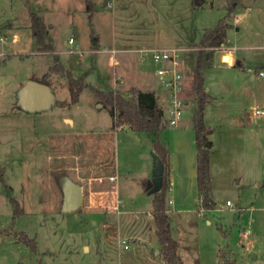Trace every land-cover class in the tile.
I'll list each match as a JSON object with an SVG mask.
<instances>
[{"label": "rangeland", "instance_id": "obj_1", "mask_svg": "<svg viewBox=\"0 0 264 264\" xmlns=\"http://www.w3.org/2000/svg\"><path fill=\"white\" fill-rule=\"evenodd\" d=\"M91 1L92 8L87 0H0V34L7 35L0 40V264H164L153 194L145 186L154 168L152 134L129 125L111 132V114L91 86L71 102L65 72H49L56 99L42 111L34 110L42 103L24 85L42 78L58 55L94 87L128 96L135 82L154 88L166 107L156 64L139 61L136 50L172 46L180 49L187 103L181 123L167 124L161 137L168 148L166 208L179 255L184 264H225L223 248L229 264H264V117L252 114L264 104V95L258 100L254 92L264 78L257 76L264 68V0ZM32 12L47 26L42 39L33 33ZM222 18L231 24L225 43L209 48L203 69L204 120L214 143V204L205 209L194 176L192 68L204 30ZM107 48L123 50L114 66L97 52ZM65 177L84 189L76 212L62 208ZM24 232L35 247L21 239Z\"/></svg>", "mask_w": 264, "mask_h": 264}, {"label": "trees", "instance_id": "obj_2", "mask_svg": "<svg viewBox=\"0 0 264 264\" xmlns=\"http://www.w3.org/2000/svg\"><path fill=\"white\" fill-rule=\"evenodd\" d=\"M88 8H92L93 3L87 0ZM233 6H229V13ZM231 24L223 18L212 27L204 30L200 42L197 44L194 55V66L192 68V89L196 106L192 117V127L194 129V142L196 149V187L200 205L205 209H210L214 201L211 196V175H210V152L213 147L211 138L212 130L204 120L205 105L209 100V93L205 84L204 66L210 59L209 48L212 49L225 43L226 29ZM31 27L35 36L43 38L47 26L37 12H32ZM48 47V45H44ZM50 71L65 72L68 77V85L71 94V102H77L83 89L91 86L97 93L100 102L108 108L111 117V130H115L124 125H129L137 131H147L153 136L154 150L161 157L163 162V183L162 188L153 193V209L151 211L156 224V234L161 244L162 259L166 264H184L179 255V241L172 234L170 216L166 212L165 190L168 186V148L162 142L161 132L167 125L164 119L162 105L154 90H143L137 86H131L130 95H124L119 89L102 90L75 77L71 70L66 68L60 57L55 55V62L42 78L33 79L49 84L47 78ZM19 207V202L14 199ZM18 211V210H17ZM21 239L35 247V240L27 233L21 235ZM219 258L224 257L225 264L232 261L226 256V251L219 248ZM195 264H199L198 261Z\"/></svg>", "mask_w": 264, "mask_h": 264}, {"label": "built area", "instance_id": "obj_3", "mask_svg": "<svg viewBox=\"0 0 264 264\" xmlns=\"http://www.w3.org/2000/svg\"><path fill=\"white\" fill-rule=\"evenodd\" d=\"M18 37L17 33H14L13 40H16ZM7 35L0 34V40L6 41ZM70 42H74V37H70ZM17 42V41H15ZM118 49L116 48H107V49H98L99 55H107L109 57V62L113 66L117 63V53ZM138 56L140 61L150 60L156 64L154 70V75L158 78L159 83L162 85V88L165 90V95L163 99L166 101V107H162L163 115L165 114L166 121L169 125L175 126L179 123L180 117L182 115V107L186 103L184 98L181 96V91L183 88V66L182 58L179 53L180 49L178 47H151V48H140L137 49ZM257 76L260 78L264 77V68H260L257 71ZM115 81L123 82L124 79L121 75H117L115 72ZM158 100H160L161 95L158 94ZM252 114L255 117H264V104L256 105L252 108ZM111 181H116L117 174L110 175ZM99 180L102 181L103 177H99ZM226 204L231 205L229 200L226 201ZM249 233V229L243 231V237H246ZM126 242V239L122 240ZM127 247L128 244L126 243Z\"/></svg>", "mask_w": 264, "mask_h": 264}, {"label": "water", "instance_id": "obj_4", "mask_svg": "<svg viewBox=\"0 0 264 264\" xmlns=\"http://www.w3.org/2000/svg\"><path fill=\"white\" fill-rule=\"evenodd\" d=\"M195 4L199 5L202 0H194ZM24 89H28L30 97L33 101L42 103L37 111L50 108L56 99L51 86L39 80L29 78L24 85ZM33 111L32 109H27ZM154 168L152 176L146 182V189L148 193L153 194L162 188L163 183V162L156 151L153 150ZM62 190L64 194L63 210L64 211H78L84 203V189L83 186L69 177H65L62 182ZM160 250H156L159 253Z\"/></svg>", "mask_w": 264, "mask_h": 264}, {"label": "crops", "instance_id": "obj_5", "mask_svg": "<svg viewBox=\"0 0 264 264\" xmlns=\"http://www.w3.org/2000/svg\"><path fill=\"white\" fill-rule=\"evenodd\" d=\"M1 31V30H0ZM18 39H16V40H13L14 42L15 41H17ZM96 43V41L94 42V44ZM119 51L118 52H120V51H123V50H121V49H118ZM230 56V55H229ZM140 61V60H139ZM243 62V61H242ZM119 63H120V60H119ZM29 78H32V77H29ZM28 78V79H29ZM134 86H137V87H139V88H141V89H143V90H154L155 92H156V90L154 89V88H145L144 86H142V85H139V84H137V83H132ZM260 84H261V86L264 84V78L262 79V81L260 82ZM50 86H51V88H52V84H51V82H50ZM261 86H259V87H257V89L256 90H258L259 92L258 93H256V91H254L255 92V97H257V99L258 100H261L262 99V96L264 95V86L263 87H261ZM253 91H251V94H253L254 93ZM156 94H157V92H156ZM158 95V94H157ZM187 103V102H186ZM70 119L72 120V123L74 122V119L72 118V117H70ZM241 122L242 123H240L239 124V126L240 127H242V129L244 130V126H245V124H246V122H244L243 120H241ZM179 123H181V120L179 121ZM168 124V123H167ZM127 125V124H126ZM169 125V124H168ZM171 126V125H170ZM111 130V129H110ZM115 130H111V132H114ZM213 131V130H212ZM250 134H251V136L252 137H254L252 134H253V132L251 131L250 132ZM194 176H195V182H196V149H195V169H194ZM113 192L114 193H117V195L120 197V195H119V192H118V190L117 189H115V187H114V189H113ZM169 202H172V200L169 198L168 199V203ZM166 212L169 214L170 213V211H169V209H167L166 208ZM152 215V214H151ZM123 239H126L125 237H123L122 238V240ZM158 253H156V251H155V255H157ZM219 259V258H218ZM160 262H162V263H164V264H166L165 262H164V260L162 259V258H159L158 259Z\"/></svg>", "mask_w": 264, "mask_h": 264}]
</instances>
